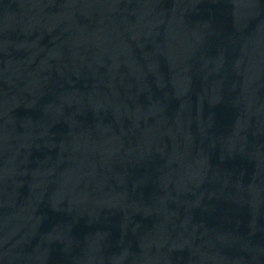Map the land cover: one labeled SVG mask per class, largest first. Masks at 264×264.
Wrapping results in <instances>:
<instances>
[{
	"label": "water",
	"instance_id": "1",
	"mask_svg": "<svg viewBox=\"0 0 264 264\" xmlns=\"http://www.w3.org/2000/svg\"><path fill=\"white\" fill-rule=\"evenodd\" d=\"M0 264H264V0H0Z\"/></svg>",
	"mask_w": 264,
	"mask_h": 264
}]
</instances>
